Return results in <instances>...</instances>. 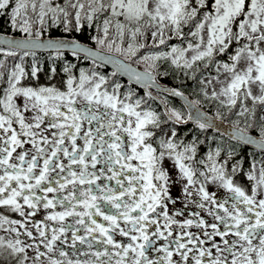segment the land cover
<instances>
[{"label": "snow or ice", "instance_id": "obj_1", "mask_svg": "<svg viewBox=\"0 0 264 264\" xmlns=\"http://www.w3.org/2000/svg\"><path fill=\"white\" fill-rule=\"evenodd\" d=\"M0 264H264V0H0Z\"/></svg>", "mask_w": 264, "mask_h": 264}, {"label": "flooded vegetation", "instance_id": "obj_2", "mask_svg": "<svg viewBox=\"0 0 264 264\" xmlns=\"http://www.w3.org/2000/svg\"><path fill=\"white\" fill-rule=\"evenodd\" d=\"M106 71H111V69L110 68H107L106 69ZM125 80V79H124ZM125 82H126V80H125ZM163 83H165V84H169V83H167L166 81H164L163 80ZM154 91V94H155V90H153ZM143 94V90H141V95ZM172 103L174 104V105H176V106H180L181 105V103L179 102V101H176V100H174L173 98H172ZM189 127H191V124L189 125Z\"/></svg>", "mask_w": 264, "mask_h": 264}, {"label": "trees", "instance_id": "obj_3", "mask_svg": "<svg viewBox=\"0 0 264 264\" xmlns=\"http://www.w3.org/2000/svg\"><path fill=\"white\" fill-rule=\"evenodd\" d=\"M164 80L170 82V84H171V81H169V79L165 78ZM252 150H253V149H250V148L246 149V151H249V152H251ZM257 152H258V151H257ZM246 166H247V165H246Z\"/></svg>", "mask_w": 264, "mask_h": 264}, {"label": "rangeland", "instance_id": "obj_4", "mask_svg": "<svg viewBox=\"0 0 264 264\" xmlns=\"http://www.w3.org/2000/svg\"><path fill=\"white\" fill-rule=\"evenodd\" d=\"M167 79H169V81H171L172 83L174 82V80H172V79H170V78H167ZM164 81H166V80H164ZM191 87V86H190Z\"/></svg>", "mask_w": 264, "mask_h": 264}, {"label": "water", "instance_id": "obj_5", "mask_svg": "<svg viewBox=\"0 0 264 264\" xmlns=\"http://www.w3.org/2000/svg\"><path fill=\"white\" fill-rule=\"evenodd\" d=\"M109 68H111V67L109 66ZM124 79H127V78L125 77ZM176 99L180 100L179 98H176ZM180 101H182V100H180ZM182 102H183V101H182ZM253 147H255V146H253Z\"/></svg>", "mask_w": 264, "mask_h": 264}]
</instances>
